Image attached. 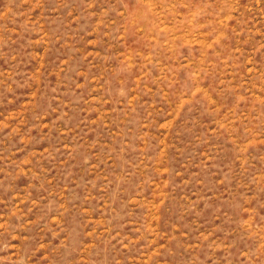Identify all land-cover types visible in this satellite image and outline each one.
<instances>
[{
  "label": "rangeland",
  "instance_id": "1",
  "mask_svg": "<svg viewBox=\"0 0 264 264\" xmlns=\"http://www.w3.org/2000/svg\"><path fill=\"white\" fill-rule=\"evenodd\" d=\"M0 264H264V0H0Z\"/></svg>",
  "mask_w": 264,
  "mask_h": 264
}]
</instances>
